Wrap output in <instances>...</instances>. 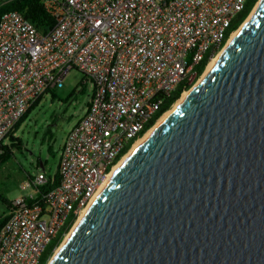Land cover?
I'll list each match as a JSON object with an SVG mask.
<instances>
[{
  "label": "built area",
  "instance_id": "1",
  "mask_svg": "<svg viewBox=\"0 0 264 264\" xmlns=\"http://www.w3.org/2000/svg\"><path fill=\"white\" fill-rule=\"evenodd\" d=\"M247 2L43 0L54 19L47 33L21 11L2 15L0 154L28 108L63 87L73 69L84 73L93 90L86 112L64 140L59 183L44 189L55 177L40 172L31 178L34 192L11 200L0 230V264H39L68 226L66 237L117 163L175 104L178 98H171L178 87L183 93L194 86L225 48L235 31L229 28Z\"/></svg>",
  "mask_w": 264,
  "mask_h": 264
},
{
  "label": "water",
  "instance_id": "2",
  "mask_svg": "<svg viewBox=\"0 0 264 264\" xmlns=\"http://www.w3.org/2000/svg\"><path fill=\"white\" fill-rule=\"evenodd\" d=\"M49 264H264V0Z\"/></svg>",
  "mask_w": 264,
  "mask_h": 264
},
{
  "label": "rangeland",
  "instance_id": "3",
  "mask_svg": "<svg viewBox=\"0 0 264 264\" xmlns=\"http://www.w3.org/2000/svg\"><path fill=\"white\" fill-rule=\"evenodd\" d=\"M84 80V73L73 69L66 76L64 86L56 89L58 97L52 99L51 93H47L15 133L22 138L23 144L19 149L12 148L11 159L0 167V194L8 200L34 192L31 178L40 172L51 176L56 173L64 140L70 128L86 112L91 99L92 83ZM82 87H85L84 92ZM74 89L76 94L70 98ZM48 128L53 131V137L47 136L42 143ZM7 141L11 142L10 138ZM7 213L8 205L0 198V218Z\"/></svg>",
  "mask_w": 264,
  "mask_h": 264
},
{
  "label": "trees",
  "instance_id": "4",
  "mask_svg": "<svg viewBox=\"0 0 264 264\" xmlns=\"http://www.w3.org/2000/svg\"><path fill=\"white\" fill-rule=\"evenodd\" d=\"M257 1L258 0H248L245 9L234 20V22L232 23V25L229 28L228 33H231L233 30H236L243 23V21L247 18V16L251 12V10L253 9V7H254V5H255V3ZM11 10L21 11L26 16V18L29 19L32 23H34V25L43 33H47L48 30L54 24V19L50 15V13L47 11V9L45 8L43 0H7V1H0V19H1L2 15L5 12L11 11ZM210 55H211L210 52L205 55L202 64L198 67L199 68V72H202L205 69V66H206V64H207V62H208V60L210 58ZM85 81H86V76H85L84 82ZM188 88L189 87H187V89ZM76 91L77 90L74 89V91L70 94L69 97L71 98L72 96H74L76 94ZM81 91L84 92L85 91V87H82ZM182 91H183V86H179L178 89L173 94V97L171 98V101H174L177 98H180ZM48 93H51L52 99H55L56 97H58L56 89H51V90L48 91ZM42 99H43V96H40L28 108V110L18 120V122L15 124V126L13 127L11 132L9 133L8 137L10 138L11 142L2 145L3 152L0 154V167L3 166L6 162H8L11 159V157H12V155L14 153V150L12 148H16V149L21 148V146L23 144V140H22V138L20 136H15V133L22 126V124L25 122V120L29 117L31 111L36 106H38L40 104ZM89 103H90V101L88 102V105H89ZM153 123H154V121L149 124V127ZM47 136L53 137V131L50 128H48L47 131L45 132V135H44V137L41 140L42 143L45 142ZM49 150L50 151L53 150L52 145L49 146ZM40 163L43 164L42 161H40ZM49 176H51V175H49ZM53 176L55 177V182L53 184L49 183L47 186L43 187L44 189L52 188V187L56 186L59 183L60 176H59L58 168L56 170V173ZM0 198L4 202H6L8 206L11 203V200H8L2 194H0ZM6 220H7V215H5L2 218H0V230H1L2 226L4 225V223L6 222ZM67 228H68V226L65 227L61 231V233L59 234L57 239H55L49 245V247L46 249V251L44 252L43 256L41 257L39 264H47L48 259L52 255L55 247L63 239L64 233L67 230Z\"/></svg>",
  "mask_w": 264,
  "mask_h": 264
},
{
  "label": "bare ground",
  "instance_id": "5",
  "mask_svg": "<svg viewBox=\"0 0 264 264\" xmlns=\"http://www.w3.org/2000/svg\"><path fill=\"white\" fill-rule=\"evenodd\" d=\"M262 0H259L253 11L247 16V18L243 21V23L240 25V27L235 30L232 35L230 36L225 48L219 52L216 56H214L208 63L207 68L202 76H200L199 80L192 86L191 88L185 90L180 98L177 99L175 104L168 109L166 112H164L161 117L158 119V121L144 134L142 135L137 141L134 143L131 150L117 163V165L114 167L109 180L103 185L102 190L106 187V185L112 180L113 176L115 175L116 171L121 167V165L125 162V160L170 116L172 115L179 106L184 102V100L187 98V96L203 81V79L213 70V68L216 66L217 62L221 58L224 50L230 46V44L233 42V40L236 38V36L243 30V28L250 22L252 17L254 16L255 12L257 11L258 7L261 5ZM91 206V205H90ZM89 206V207H90ZM89 208H87L85 211L82 212V214L79 216L77 221L75 222L74 226L70 230V232L66 235V237L63 239L62 243L57 247L56 253L52 256V261L57 254L60 252V250L66 245L68 240L70 239L72 233L76 230V228L81 224L83 218L85 217L87 211Z\"/></svg>",
  "mask_w": 264,
  "mask_h": 264
}]
</instances>
